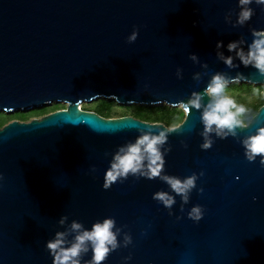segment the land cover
<instances>
[{
    "label": "water",
    "instance_id": "95a60500",
    "mask_svg": "<svg viewBox=\"0 0 264 264\" xmlns=\"http://www.w3.org/2000/svg\"><path fill=\"white\" fill-rule=\"evenodd\" d=\"M236 3L0 0V113L66 105L0 128V264H52L45 243L63 230L57 225L62 215L86 228L107 217L126 226L132 245L110 253L103 264H121L128 255V264H264V168L247 162L236 140H216L201 151L198 112L189 110L178 133L168 137L164 167L179 177L203 171L197 180L203 192L193 190L183 213L177 198L169 216L151 198L166 190L158 180L129 177L102 189L110 159L105 153L134 140L144 125L163 124L80 110L96 100L178 108L191 92L203 90L208 76L227 71L215 59L217 41L250 42V27L264 30V12L255 6L244 27L225 24ZM133 28L138 36L129 44ZM189 54L208 65L199 84L192 75L202 70ZM238 71L255 83L240 85L260 87L254 70ZM257 112L258 123L238 137L264 126V105ZM192 205L204 209L198 223L186 218Z\"/></svg>",
    "mask_w": 264,
    "mask_h": 264
},
{
    "label": "clouds",
    "instance_id": "9594fccd",
    "mask_svg": "<svg viewBox=\"0 0 264 264\" xmlns=\"http://www.w3.org/2000/svg\"><path fill=\"white\" fill-rule=\"evenodd\" d=\"M264 12V0H237V11H229L224 16L225 24L232 28L244 27L255 14L254 7ZM233 15L235 19L233 20ZM251 40L244 38L228 42L222 41L215 44V59L222 63L227 71H216L208 76L206 63H201L197 55L189 54L188 59L194 64H199L202 71L192 75V80L200 83L204 76H208L202 91H193L179 107L184 117L188 118L189 110L198 112L201 130L199 148L201 151L209 150L216 140L232 138L236 140L243 150L244 159L249 162H258L264 168V126L257 127L255 133L238 137L241 130L250 128L258 123L259 113L245 103L239 102L229 89L230 86L254 82L238 71L239 68H251L260 78V87L252 88V96L264 99V30L249 28ZM138 31L133 28L127 36L126 42L131 44L137 39ZM224 51H221V49ZM225 52L228 55H225ZM235 73L230 75V73ZM177 80L182 79V70L176 69ZM185 122L183 123V125ZM138 129L134 140L118 146L111 154L105 153L108 159L107 168L103 174L102 189L108 190L112 185L123 183L129 177L134 179L158 180L166 186V190H159L152 194V200L161 205L169 216L173 215L172 209L179 198L178 211L183 213L189 204L190 195L195 189L197 194L203 188L197 187V180L204 173H192L185 177L169 175L165 172V156L171 151L168 137L181 128L180 124L173 123L168 126L147 124ZM181 146L187 145L181 141ZM96 171L95 167L89 169ZM3 177L0 176V180ZM204 209L200 205H192L186 218L193 223L201 221ZM177 220L180 216L176 217ZM67 216H60L57 221L62 231H56L51 239L46 241L45 250L52 258V264H103L110 253L117 249L128 248L133 240L126 226H117L112 217L103 218L93 222L86 228L82 223L72 220L69 223ZM144 233L141 232V235ZM85 257H89L85 259ZM131 255L122 258L121 264H128Z\"/></svg>",
    "mask_w": 264,
    "mask_h": 264
},
{
    "label": "rangeland",
    "instance_id": "374dc122",
    "mask_svg": "<svg viewBox=\"0 0 264 264\" xmlns=\"http://www.w3.org/2000/svg\"><path fill=\"white\" fill-rule=\"evenodd\" d=\"M243 85H245V84H243ZM252 87H256V86H252ZM232 94L237 97L239 102L245 103L247 106L252 108L253 111H256V112L259 109V106L264 102V99H260L258 97L252 96V89L251 88L243 87V88H241V90H239L235 93H232ZM103 103H105V102H103ZM96 105H94V104L93 105L82 104V105H80V107L82 110H93V109H96V107H95ZM104 107L106 109H102L101 112H103V113L108 112L107 116L110 118H118V117H122V116H131V117H134L135 119H138V120H141L144 122H150V121L156 119L157 121H160L157 123H161L164 126H168V125H171L173 123L180 124L184 119V114H183L182 110L180 109V107L169 108V107H166L164 105L151 107V108L141 107V106L125 107V106H119L113 102L106 103V105H104ZM52 108H53V110H56V109H61L62 107H56L54 105V106H51L49 109H52ZM51 111L52 110H49L48 112H51ZM23 115H26L27 118L24 121H20V120H18V117H19L18 113L12 114V115H6L3 113H0V127L4 126L5 124H7L11 121L8 118L10 116L13 118H16L14 120H17L20 122L29 121L30 119H33V118L38 119L40 116H42L41 113H39L38 109L32 110V111L28 112L27 114L25 113ZM172 116H174V117H172ZM170 117H172V119H170L167 122H164V120H166V118H170Z\"/></svg>",
    "mask_w": 264,
    "mask_h": 264
},
{
    "label": "flooded vegetation",
    "instance_id": "af4514ba",
    "mask_svg": "<svg viewBox=\"0 0 264 264\" xmlns=\"http://www.w3.org/2000/svg\"><path fill=\"white\" fill-rule=\"evenodd\" d=\"M103 102H105V103H103ZM106 103H109V102H107V101H105V100H96V101H93V102H90V103H82V104H90V105H96L95 107H96V109H93V110H82L81 109V107H80V110H82V111H86V112H91V113H94V114H96V115H98L99 117H101V118H104V119H109L110 117H108L107 115H108V112L107 113H103V112H101V110L102 109H106L105 107H104V105H106ZM81 104V105H82ZM99 104V105H98ZM56 106V107H62L61 109H56V110H53V111H51V112H48V113H46L45 115H47V114H49V113H52V112H55V111H58V110H63V109H65L66 108V105L65 104H62V103H60V104H51L49 107H45V108H41V109H38V111H39V113L41 112V110H43V109H49L51 106ZM110 109V108H109ZM32 111V110H31ZM28 112H30V111H28ZM28 112H21V113H18L19 114V116H21V115H23V114H27ZM16 114V113H15ZM42 116H40L39 118H41V117H43L44 116V114H41ZM122 117H124V116H122ZM129 117H131V116H129ZM119 118V117H118ZM132 118H134V117H132ZM33 119H37V118H33ZM135 119V118H134ZM31 120V119H30ZM26 122V121H25ZM1 128V127H0Z\"/></svg>",
    "mask_w": 264,
    "mask_h": 264
},
{
    "label": "trees",
    "instance_id": "16d2710c",
    "mask_svg": "<svg viewBox=\"0 0 264 264\" xmlns=\"http://www.w3.org/2000/svg\"><path fill=\"white\" fill-rule=\"evenodd\" d=\"M243 87H245V88H253L252 86H250V85H236V86H230V91L232 92V93H235V92H237V91H239V90H241V88H243ZM264 105V102L259 106V108L261 107V106H263ZM49 110H52L53 111V108L52 109H43V110H41V114H46ZM258 111V110H257ZM172 117H174V116H172ZM172 117H170V118H166V120H164V122H167V121H169L170 119H172ZM11 121H13L14 119H16V118H13V117H8ZM27 117H26V115H21V116H19L18 117V120H20V121H24L25 119H26ZM157 122H160V121H157L156 119H154V120H152V121H150V122H148V123H157Z\"/></svg>",
    "mask_w": 264,
    "mask_h": 264
}]
</instances>
